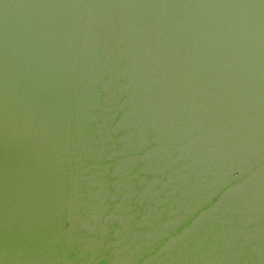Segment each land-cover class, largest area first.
Returning <instances> with one entry per match:
<instances>
[{
    "label": "water",
    "instance_id": "water-1",
    "mask_svg": "<svg viewBox=\"0 0 264 264\" xmlns=\"http://www.w3.org/2000/svg\"><path fill=\"white\" fill-rule=\"evenodd\" d=\"M0 264H264V0H0Z\"/></svg>",
    "mask_w": 264,
    "mask_h": 264
}]
</instances>
